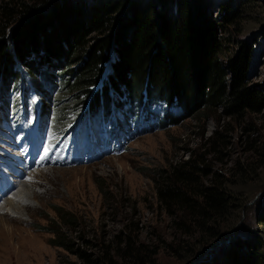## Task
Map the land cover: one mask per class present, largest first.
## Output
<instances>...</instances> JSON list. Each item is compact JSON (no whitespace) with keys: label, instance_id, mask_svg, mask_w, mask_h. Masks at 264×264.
<instances>
[{"label":"trees","instance_id":"1","mask_svg":"<svg viewBox=\"0 0 264 264\" xmlns=\"http://www.w3.org/2000/svg\"><path fill=\"white\" fill-rule=\"evenodd\" d=\"M251 2L223 3L215 18L208 0H0V82L5 89L22 77L16 61L33 80L43 66L56 67L55 120L60 123L87 98L95 110L103 98L107 101L112 87L135 106L147 101L178 105L179 112L168 111L160 119V129L202 108L219 110L224 119L242 122L245 132H253L247 117L264 114V77L253 81L249 76L256 41H229L221 34L232 24L237 35L241 13ZM227 42L236 43V49L226 52ZM103 76L104 86L96 88ZM45 107L52 110L47 103ZM262 129L261 135L247 139L250 160L234 162L227 177L214 170L209 159L227 155L229 128L219 120L186 158L155 169L156 200L174 230L163 245L182 260L191 262L197 250L232 228L226 216L243 205L230 189L236 183L232 176L242 178L264 166ZM59 215V223L77 228L75 215L63 210ZM257 221L222 250L221 257L204 264H264V203ZM60 228L48 230L55 235L54 245L72 251L82 264L154 263L157 249L137 242L129 231L116 234L114 248L107 244L91 252Z\"/></svg>","mask_w":264,"mask_h":264},{"label":"rangeland","instance_id":"2","mask_svg":"<svg viewBox=\"0 0 264 264\" xmlns=\"http://www.w3.org/2000/svg\"><path fill=\"white\" fill-rule=\"evenodd\" d=\"M208 1L213 17L217 18L222 13L218 10L220 5L236 0ZM239 23V34H234L232 24L226 25L221 34L229 41L236 37L256 41L249 76L253 81H259L264 77V0H252L241 13ZM227 45L225 50L229 51L226 52L236 49L234 42H227ZM58 96V93L52 94L53 98ZM38 98L31 94L29 113L32 104L39 102ZM147 107L152 114H161L164 109L161 104ZM80 110L74 113H80ZM19 114L18 106L13 104L10 117ZM116 116L120 117V112ZM5 119L7 117L3 116ZM130 119L135 123V118ZM218 120L229 128L227 155L219 161L214 155L209 159L211 167L227 177L234 162L250 160L252 152L248 150L247 139L263 133L264 114L249 115L246 120L253 124L255 131L245 132L242 122L224 119L219 110L196 108L174 125L154 130L143 128L146 132L135 131L110 152H97L79 162L75 161L78 149L86 147L88 134L83 132L80 136L60 139L58 147L68 159L56 166L45 165L27 173L14 192L0 204V264H82L72 251L54 245L55 235L48 230L57 226L74 244L91 252H97L107 244L115 247L116 234L129 231L137 242L157 249L152 257L154 263L150 260L146 264H204L218 259L221 251L236 237L244 236L248 229L257 225V215L264 203V166L249 170L242 178L232 176L236 183L230 189L243 205L226 216V224H233L232 228L216 238L218 241L212 248L205 247L215 240L197 250L191 262L182 260L163 245L172 239L174 230L170 217L156 200L152 179L155 169L186 158L190 150L198 148ZM106 121L100 115L91 119L87 127L88 132L91 129L90 136L99 126L107 129ZM116 129L113 126L112 130ZM10 132L1 130L0 152L5 151L0 158L6 159L12 153L8 144ZM19 134L20 131L16 132L15 137ZM104 141L103 147H106L117 140L111 139L110 133L105 131ZM70 162L72 164H68ZM252 166L254 169L256 164ZM60 210L75 215L77 228L59 223Z\"/></svg>","mask_w":264,"mask_h":264},{"label":"water","instance_id":"3","mask_svg":"<svg viewBox=\"0 0 264 264\" xmlns=\"http://www.w3.org/2000/svg\"><path fill=\"white\" fill-rule=\"evenodd\" d=\"M218 240H215L214 242H212L210 245H208L207 247H205L206 249H210L213 247V245L217 242Z\"/></svg>","mask_w":264,"mask_h":264},{"label":"bare ground","instance_id":"4","mask_svg":"<svg viewBox=\"0 0 264 264\" xmlns=\"http://www.w3.org/2000/svg\"><path fill=\"white\" fill-rule=\"evenodd\" d=\"M98 113H94V115H97ZM39 194V193H38ZM33 195V194H32ZM9 206V205H8ZM12 206V205H11Z\"/></svg>","mask_w":264,"mask_h":264}]
</instances>
